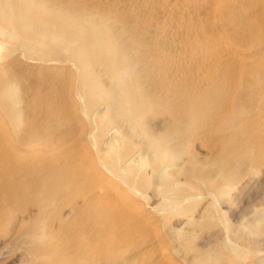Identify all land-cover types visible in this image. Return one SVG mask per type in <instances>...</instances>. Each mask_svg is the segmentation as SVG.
<instances>
[{
	"label": "rangeland",
	"instance_id": "1",
	"mask_svg": "<svg viewBox=\"0 0 264 264\" xmlns=\"http://www.w3.org/2000/svg\"><path fill=\"white\" fill-rule=\"evenodd\" d=\"M246 262L264 264V0H0V264Z\"/></svg>",
	"mask_w": 264,
	"mask_h": 264
},
{
	"label": "bare ground",
	"instance_id": "2",
	"mask_svg": "<svg viewBox=\"0 0 264 264\" xmlns=\"http://www.w3.org/2000/svg\"><path fill=\"white\" fill-rule=\"evenodd\" d=\"M165 14V13H164ZM191 25H192V23H191ZM212 36V35H211ZM214 39H216L220 44H225L226 42H227V40L222 36V35H216V37L214 38ZM216 41V42H217ZM214 42V41H213ZM215 42V43H216ZM218 43V44H219ZM228 43H229V41H228ZM228 44H226V46H227ZM222 46V45H221ZM223 47V46H222ZM2 60V59H1ZM98 91V89L96 90V92ZM95 93V92H94ZM96 94V93H95ZM98 95L100 94V92L99 93H97ZM96 94V96H98ZM88 102H90V100L88 101ZM91 103V102H90ZM90 105V104H89ZM104 106H102V107H100V109L97 111V113L96 114H98L99 112H101V111H103L104 110ZM4 130H5V128H4ZM5 131H7V129L5 130ZM8 132V131H7ZM6 133V132H5ZM9 133V132H8ZM26 151V150H25ZM92 153V152H91ZM130 153H132V150H131V152ZM129 153V155L124 159V160H126V162H128V163H131V162H133L135 159H136V153H132V154H130ZM169 154V153H168ZM92 158H93V155L91 156ZM93 159H95V157L93 158ZM171 160V159H170ZM109 161V160H108ZM111 163H112V161H110ZM118 162V161H117ZM117 162L115 161V162H113V166H115L114 168L116 169V165H118L117 164ZM125 162V163H126ZM115 163V164H114ZM110 164V163H109ZM111 165V164H110ZM98 171H97V175H98V177L101 179V181L106 185V186H108V187H110L114 192L113 193H115V195H119V196H121V197H123L124 199H125V201L127 202V203H129V204H131V212H132V214L133 215H138V214H143V215H145V217H146V222H148V224H151V223H156L155 225H157V222H158V220H160V219H158V217H156V215H153L152 213H151V211H150V208L147 206V204L146 203H141L140 201H139V199L140 198H142L145 194H143V192H142V190H138V189H134V188H127L126 186H124L125 185V182H124V184L123 183H120L121 182V180H119L117 177H114V176H110V175H106L103 171H101V169L99 170V169H97ZM129 173H130V171H129ZM134 174V177H135V174L136 173H133ZM133 174H132V177H133ZM131 175V174H130ZM130 175H127V177L130 179ZM139 176V175H138ZM138 180L139 179H141V178H138V177H136ZM136 179V180H137ZM143 179H145V178H142V181H143ZM135 180V178H134V180L133 181H136ZM123 181V180H122ZM145 181H146V179H145ZM130 182H132V179H131V181ZM139 182H141V181H139ZM138 181L137 182H135V183H137V185H135V186H137L138 188L139 187H141V188H144V187H142V183L144 184V182H142V183H139ZM133 183V182H132ZM139 184H141V185H139ZM172 191V190H171ZM169 193V192H168ZM168 196H170L169 194H168ZM183 201H185V199L183 200ZM168 202V201H167ZM170 205V203L168 202V205L167 206H169ZM121 207V206H120ZM165 207V206H164ZM122 209H124V206H122L121 207ZM221 213V212H220ZM181 214H183V212L181 213ZM178 215H180V214H178ZM233 246V245H232ZM163 257L165 258V260L167 259L168 261H171V262H173L175 259V257L169 252V253H163ZM229 259V258H228ZM229 261H230V259H229ZM246 264H251V263H248V262H246Z\"/></svg>",
	"mask_w": 264,
	"mask_h": 264
}]
</instances>
